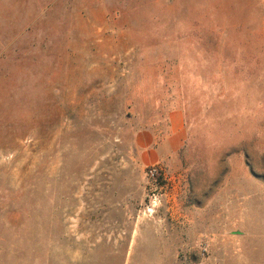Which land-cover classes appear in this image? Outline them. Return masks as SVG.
Listing matches in <instances>:
<instances>
[{
    "label": "rangeland",
    "instance_id": "1",
    "mask_svg": "<svg viewBox=\"0 0 264 264\" xmlns=\"http://www.w3.org/2000/svg\"><path fill=\"white\" fill-rule=\"evenodd\" d=\"M0 264H264V0H0Z\"/></svg>",
    "mask_w": 264,
    "mask_h": 264
},
{
    "label": "crops",
    "instance_id": "2",
    "mask_svg": "<svg viewBox=\"0 0 264 264\" xmlns=\"http://www.w3.org/2000/svg\"><path fill=\"white\" fill-rule=\"evenodd\" d=\"M176 117H177V122H178V125L177 126H179L180 117L177 116V115H176ZM174 131H177V130L174 128ZM151 154H152L153 161H156V162L157 161H160V159H161V153H160L158 147L157 148H152Z\"/></svg>",
    "mask_w": 264,
    "mask_h": 264
}]
</instances>
